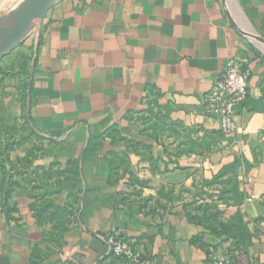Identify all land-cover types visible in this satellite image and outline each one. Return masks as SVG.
<instances>
[{
  "label": "crops",
  "instance_id": "crops-1",
  "mask_svg": "<svg viewBox=\"0 0 264 264\" xmlns=\"http://www.w3.org/2000/svg\"><path fill=\"white\" fill-rule=\"evenodd\" d=\"M263 41L264 0H57L0 61V264H119L109 237L149 264H264ZM233 59L226 137L205 102ZM75 193L48 243L32 206Z\"/></svg>",
  "mask_w": 264,
  "mask_h": 264
},
{
  "label": "built area",
  "instance_id": "built-area-1",
  "mask_svg": "<svg viewBox=\"0 0 264 264\" xmlns=\"http://www.w3.org/2000/svg\"><path fill=\"white\" fill-rule=\"evenodd\" d=\"M250 71H242L240 62L230 60L223 75L216 81L213 90L207 95L205 111L209 117L220 123L221 133L230 137L237 130V109L248 98ZM2 155L0 154V163ZM109 253L126 260V264H149L143 254L129 243L116 237L106 240ZM213 264H234L232 261L213 257Z\"/></svg>",
  "mask_w": 264,
  "mask_h": 264
},
{
  "label": "water",
  "instance_id": "water-1",
  "mask_svg": "<svg viewBox=\"0 0 264 264\" xmlns=\"http://www.w3.org/2000/svg\"><path fill=\"white\" fill-rule=\"evenodd\" d=\"M56 1L22 0L0 14V61L47 17Z\"/></svg>",
  "mask_w": 264,
  "mask_h": 264
},
{
  "label": "trees",
  "instance_id": "trees-1",
  "mask_svg": "<svg viewBox=\"0 0 264 264\" xmlns=\"http://www.w3.org/2000/svg\"><path fill=\"white\" fill-rule=\"evenodd\" d=\"M155 115L158 116V113L155 112ZM0 154L2 155V152L0 150ZM237 164L226 168L223 170V172L216 177L212 182L205 183L204 186L207 185V187H211L214 184H218L223 182L224 177L228 172H233L237 168ZM76 169H73V173H76ZM78 173V171H77ZM235 188V187H234ZM57 194V193H56ZM203 194V193H201ZM79 202V195L75 193L73 195V199L71 202H69L65 206H59L55 203L54 199L46 198L43 201H40V204H36L32 206V209L34 211V214L38 220L39 224H50L53 227V231L50 233V235L47 238V242L51 243L53 245H59L62 235L71 227V225L74 223L75 217H76V211H74V206L78 204ZM197 203V201L195 202ZM216 205H207L205 212H210V215L205 214L202 219L207 220L209 216L211 218L216 217L218 212L214 213L216 210ZM251 238H249L250 240ZM122 241V240H121ZM126 242V241H125ZM242 244V243H241ZM245 244V245H244ZM249 243H247V240L243 241V247H239L236 250H241L244 248V246H248ZM132 246V245H131ZM133 247V246H132ZM134 248V247H133ZM110 256L114 259V261L118 262L119 264H126V260L122 257H118L114 255L113 253L110 254ZM144 258V257H143ZM144 260H146L144 258Z\"/></svg>",
  "mask_w": 264,
  "mask_h": 264
},
{
  "label": "rangeland",
  "instance_id": "rangeland-1",
  "mask_svg": "<svg viewBox=\"0 0 264 264\" xmlns=\"http://www.w3.org/2000/svg\"><path fill=\"white\" fill-rule=\"evenodd\" d=\"M22 0H0V14L15 7Z\"/></svg>",
  "mask_w": 264,
  "mask_h": 264
}]
</instances>
